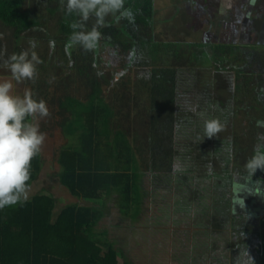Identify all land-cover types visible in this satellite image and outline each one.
Segmentation results:
<instances>
[{
	"label": "trees",
	"instance_id": "obj_1",
	"mask_svg": "<svg viewBox=\"0 0 264 264\" xmlns=\"http://www.w3.org/2000/svg\"><path fill=\"white\" fill-rule=\"evenodd\" d=\"M53 1L55 5H50L49 0L46 2V8L51 10L50 13L46 12L47 16L31 9V0H0V20L13 28L15 38L29 32L26 35L34 39L37 37L33 31H38L39 27L47 24L49 16L53 17L58 13L57 30L52 36L49 31L45 32L40 40L48 47L49 51H45L50 55V60L57 56L51 66H62L57 75L53 76V89L47 85L41 92L39 78H36L32 89L35 95L46 94L49 102L53 101L68 116L59 126L63 127L66 135H71L74 142L67 141L59 151L57 161L60 166V184L72 197L94 202L64 203L53 217L57 199L50 193L38 190L23 205L0 210V264H118L117 256L119 253L123 256L124 252L113 247L108 230L97 227L98 222L107 214V200L113 198L120 215L127 216L131 222L141 215L149 223L160 220L164 224L163 208L166 207L162 204V192L165 191L173 198L179 196L185 200L181 201L184 204L173 209L176 221H184L181 213L187 209L185 214L190 219L185 220H192L190 227L195 228L192 231H176V246L184 247L182 252H172L171 256L177 264H197V260L191 256L194 253H206L207 248L210 249V257L222 253L223 259L228 260V256L232 259L227 264L242 263L240 254L244 253L246 243L240 241L229 245L227 236V229L232 225L231 194L237 160L231 162L228 153L219 154L221 149H226L223 145L228 149L233 145V140L228 136L223 144L221 140L217 141V136L205 137V141L201 140L203 144L193 148L197 149L195 152L190 151L187 145H180V138L185 135L191 137V141H200L203 124L200 112L227 122L231 110L226 106L215 108V105H211L212 109L207 107V103L212 100L211 96H202L205 92L197 91L193 86L188 87L192 85V82H188L192 73L188 74L187 69L174 67L162 70V66L160 69H152L153 73L147 79L143 105L147 110L149 128L145 134L146 142H139L149 152L144 153V157L139 160L130 136L117 122L114 124L113 118L117 114L109 104L111 102L108 103L102 94V84L109 83L110 78L118 88L119 96H125L126 89H134L135 93L134 83L139 82V77L131 78L130 63L132 57L144 48L147 40L144 38L150 35L148 24L152 17V0H127V6L135 13L134 19L119 21V25L117 21H110L109 26L103 29L105 38L93 52L67 47L69 21L59 6V0ZM24 2L26 4L23 7ZM12 50L19 52L15 46ZM114 58L118 60L115 61ZM68 66L73 70L63 75ZM43 68V64L38 66V74ZM177 69L181 73L176 72ZM169 71L173 72L167 76ZM82 83L89 85L84 99L71 91L72 87L75 89ZM237 88L240 97L242 90ZM226 98L213 99L212 104L221 105ZM120 100L119 97L113 98L114 102ZM189 103L194 110V126L190 125V128H194L190 130L186 129L188 117L185 116V105ZM47 117L39 120L43 130L48 129L45 125ZM180 146L183 152H178ZM211 154L217 157L220 170L208 168L206 163ZM40 155L41 152L32 161L30 187L42 166ZM177 161L183 166L182 172L173 171V165ZM196 161L203 163L205 167H201L205 171H193ZM140 190L146 197L143 204ZM198 217L199 220L196 221ZM132 229L136 236H141L139 227ZM196 232L202 234V239L198 242L194 240ZM126 239L129 241L128 236ZM208 244L211 246H207ZM140 257L147 260L146 264L153 261L147 251ZM130 262L127 260L125 264Z\"/></svg>",
	"mask_w": 264,
	"mask_h": 264
},
{
	"label": "rangeland",
	"instance_id": "obj_2",
	"mask_svg": "<svg viewBox=\"0 0 264 264\" xmlns=\"http://www.w3.org/2000/svg\"><path fill=\"white\" fill-rule=\"evenodd\" d=\"M32 4L30 2L31 9H34L36 12L44 13V15H47L46 12H49L50 9L46 8L47 6V0H31ZM50 5H55L53 0H49ZM26 2H24L23 7L25 6ZM165 4L167 6H171L175 4V0H154L153 5H155L156 10L159 7L160 10H164ZM54 7H52L53 9ZM155 12V20L158 22V13ZM51 11V10H50ZM56 12V11H55ZM59 12V11H58ZM50 13V12H49ZM175 13V11H173ZM48 16V15H47ZM59 19L58 13H56L53 17L49 16V20L47 24L43 25L42 27H39L40 29L36 31L35 29L33 32L34 36L37 38H34L36 41L39 39L40 42H38V46L36 48V51L42 61L41 64L44 65V68L41 70V72L38 74L37 79L39 78V84L42 87L41 92L44 91V88L46 86H51L54 83L53 76H56L57 71L59 68H61L60 63L56 61V64L60 67L51 66V64L57 59V56H55L53 59L50 60V55L46 54L45 51V42L43 40H40L42 36L45 35V32L51 33V36L54 34V32L57 30V20ZM121 22L123 21L120 20ZM117 25L120 24V22H116ZM1 25V24H0ZM170 26H174L178 33L175 34L172 30H170ZM202 25H154L153 33H155V42H170V41H177L182 40L181 43L188 42L191 44L190 47H183L186 48L185 54H177L175 55L172 50L174 48V43H172L170 46H166L162 44V46L154 45L152 47V51H150L151 46L147 48H143L137 55L132 57V61L130 63L131 67V78L139 77L140 86H137V84L134 83L135 93L134 89H126L124 92L126 93L125 96H119L118 95V88L115 86V83L110 78L109 83H103L102 84V94L105 96V98L108 100L109 103L115 113L117 114L115 118H113L114 124L116 122L119 124L120 128H123L124 131L130 136V141L132 142V145L136 151V156L140 160L142 156L144 157V153H148L149 151L144 150L140 145L139 142H146V130L149 128V122L146 117V108L143 106L145 105V91H146V83L147 79L150 77V75L153 73L152 69H161L165 70L168 68H174L178 67L181 70L184 68L192 73L190 78H188V82H192L193 89L197 91L205 92L204 95H210L212 100H223V97H227L226 101L222 103L221 105L219 103L212 104V100L210 103H207V107L212 109L211 105H215V108L218 107H227L228 110H231L229 113L228 121L226 122V127L224 131L219 133L217 135V141L221 140V143L224 144V139L228 136L231 137L233 140L232 148V156L233 158L230 160L233 162L234 160H237V164L234 167L235 172L233 171L234 175H239L240 170H242L243 165L245 161L252 155L253 149L255 147L254 139L252 140L249 138L252 136H256L261 132L260 127L257 124H255L258 120H263L261 118V112L264 113V108L259 107L260 103L258 100L256 103L252 101V107L247 106L245 104V98H242L243 96L239 97V92L237 86L233 85V79L231 82L230 73L227 72L226 67H221L224 65V63L221 61V57L219 54H215L212 51V47L210 44L207 43H219L222 41H226L228 37H223V32H220L222 30L223 25H208V29H210L209 38L205 37L204 35L207 34L205 26L201 27ZM226 26L224 29L225 32L228 30L229 34L231 35L233 33V28L231 25H224ZM200 29V30H199ZM202 30V31H201ZM205 31V32H204ZM222 35V37H221ZM14 31L13 28L0 26V50H4L5 55H10L13 50L12 47H16L18 51H21L22 49H25L28 47V39H23L22 37L18 39H14ZM215 40V38H218ZM47 38V37H46ZM45 38V39H46ZM207 38V39H206ZM206 39V40H205ZM187 40V41H186ZM241 43H244L242 41ZM181 48V47H179ZM107 50V49H106ZM111 51V50H108ZM112 53V52H111ZM46 54V55H45ZM149 54H153L152 56H149ZM115 61L118 60L114 58ZM129 59H126L128 61ZM39 66V65H38ZM187 67V68H186ZM190 68V69H188ZM70 66L65 68L63 71V75H67L66 73H71ZM180 71V70H178ZM173 71L167 72V76H169ZM200 76H199V75ZM227 76L226 81L222 76ZM0 78H10V73L7 72L6 69L0 68ZM30 81H25L21 83L13 82V91L16 94H22L24 90L31 89L34 93V89H32V84L35 83ZM80 84V83H79ZM78 85L77 88L74 89L72 87L71 91L74 93L77 97L84 99V95H86V91L89 90V85L84 84ZM34 85V84H33ZM52 87V86H51ZM55 88V87H54ZM53 89V87H52ZM40 92V91H39ZM249 94V93H248ZM59 93L57 94V96ZM122 95V94H121ZM192 96V94L190 93ZM38 97H41L37 95ZM56 96V98H57ZM119 97L121 100L119 102H114L113 98ZM55 98V99H56ZM227 99L229 101H227ZM247 99V98H246ZM47 102V101H46ZM49 107V116L47 117L48 120H45V125H47L48 129L43 130L42 126L40 125V130L45 133L46 139L42 146L41 150V162L42 166L41 169L36 176L35 180L32 182L31 187L29 189V196L33 194L35 191L42 190L43 192H47L52 194L56 199V206L53 209L52 216L55 217L61 208V206L64 203H72L76 202L79 204H89L94 201H87L82 199H77L75 197H72L69 192L64 188L59 181L58 173H59V163L57 161L59 151L60 149L69 142H74V140L71 138V135H66L64 132L63 127L59 126L60 123L64 122L66 118H68L67 115H64L59 108L56 107V104L53 103V101L48 103ZM201 104V103H200ZM202 105V104H201ZM192 104L189 103L185 105V116L188 117V122L186 125V129L190 130L194 127L190 128V125L194 123L193 115L194 110L192 108ZM255 107V111H254ZM199 113L198 110H195ZM234 111V112H233ZM210 112V111H209ZM232 114V117H231ZM253 114H256L258 119L254 120ZM46 118V119H47ZM223 118H226L224 116ZM264 121V120H263ZM41 124V122H39ZM55 126V127H54ZM194 126V124H193ZM199 126L195 127L196 131ZM198 133L196 132V135ZM200 131V135H201ZM253 134V135H252ZM252 135V136H251ZM138 137V138H137ZM191 137L181 136L180 138V145L183 146H189L190 151H197V149L193 150V148H196L203 144L201 141H191L189 140ZM205 141V138H203ZM198 142V143H195ZM195 143V145H194ZM136 145H138V148H136ZM235 146V148H234ZM223 147L227 146L223 145ZM182 148V146L179 147L178 152ZM226 149H221L220 155L224 153H228ZM184 150V149H183ZM220 150V149H219ZM183 152L182 150H180ZM199 153H202L199 151ZM192 154V153H191ZM178 155V154H177ZM177 157V156H176ZM179 157H182L179 155ZM178 158V157H177ZM207 163L208 168L211 167V169H219L221 166H218V160L217 157L213 156L212 154L208 156ZM179 161V160H178ZM178 161L176 163H178ZM204 161V160H202ZM189 164L190 161H189ZM203 163L194 162V168L193 171H199V173H202L203 168L201 166ZM205 164V165H206ZM205 167V166H204ZM186 168V166H184ZM205 169V168H204ZM177 173V172H176ZM206 174V173H205ZM180 187V186H179ZM240 186H237L236 188L239 190ZM141 191V198L143 200L142 204L145 203V195L142 194ZM240 191V190H239ZM240 193V192H238ZM173 195V194H172ZM105 195H103L104 197ZM163 196V205H165V209L163 208L164 212L162 217L163 223L161 224L160 220L155 221L153 224L149 223L145 217H142L140 215V218L137 220H133L134 222H131V220L127 216H121L120 212L118 210L117 204L114 201L113 198H110L107 200L108 207H107V214L104 216V219H102L100 222H98L97 227L100 230L106 229L108 230L107 234L109 236H112V245L115 249H121L124 252V255L118 254V264H125L127 260H130L131 262L129 264H146V259H143L140 257L142 253H145L147 251L148 255L151 256L153 261H149L147 264H177L175 260L172 258V252L173 251H180L182 252V247H177V242L175 241L174 237L177 234V230L183 229V231H192L195 228L192 229L190 227V223L192 220H185L190 219V216L187 213V209H184V211L181 213V217L184 218V221H176V212L173 209H176V207L180 206L181 204H184L185 200L182 197H175L173 198L168 191L162 192ZM177 198V199H176ZM183 201V202H181ZM238 199L234 197V200L232 202L233 209H232V225L231 228L228 227L227 229V236L229 239V245L233 244L234 242H239L241 239L237 238L241 231L249 230V227L247 225L252 224H246L245 225V219L246 214L241 213L242 211H238V209H242L240 205H238ZM202 210V209H201ZM184 213V214H183ZM199 220V217L196 221ZM158 222V224H157ZM125 228H124V227ZM139 227L141 231V236H136L133 232L132 228ZM197 230V229H196ZM177 231V232H176ZM133 234L135 237L132 236ZM127 236L128 240L127 241ZM187 237V236H186ZM202 239V234L199 232H196V235L194 237L195 242H198ZM236 242V243H237ZM215 245V244H214ZM182 246V245H180ZM207 246H211V244H208ZM247 248V247H246ZM209 248L205 250L206 253L203 254H196L194 253L191 257L192 259H196L197 264H227L228 261L230 262V257L228 256V260L223 259V255L217 253L210 257ZM259 246L257 243H253L250 245V252L254 253L252 256L253 264H258L260 262L261 257L262 261H264V249H262V254H260ZM163 258V260H162ZM162 260V262H161ZM211 262V263H210ZM230 264V263H229ZM263 264V263H261Z\"/></svg>",
	"mask_w": 264,
	"mask_h": 264
},
{
	"label": "clouds",
	"instance_id": "obj_3",
	"mask_svg": "<svg viewBox=\"0 0 264 264\" xmlns=\"http://www.w3.org/2000/svg\"><path fill=\"white\" fill-rule=\"evenodd\" d=\"M59 6L69 21L67 47L84 52L100 47L105 38L103 29L110 21H132L135 16L127 0H59ZM27 43V48L10 55L0 50V68L10 73V78H0V210L28 201L32 161L39 156L46 139L39 120L49 115L47 102L37 98L31 89L26 88L22 94L13 91V82H34L42 63L36 51L38 42L30 38ZM199 117L203 122L201 140L217 136L226 127V120L218 117H209L204 112ZM227 151L231 160V146ZM258 169L264 171V135L258 137L240 174L252 180ZM183 170L181 164L174 163V172ZM259 194L264 196V191ZM245 257L243 264H253L247 252Z\"/></svg>",
	"mask_w": 264,
	"mask_h": 264
},
{
	"label": "flooded vegetation",
	"instance_id": "obj_4",
	"mask_svg": "<svg viewBox=\"0 0 264 264\" xmlns=\"http://www.w3.org/2000/svg\"><path fill=\"white\" fill-rule=\"evenodd\" d=\"M0 24H1L0 26H4L6 28L8 27V25L1 22V20H0ZM139 25H141V23ZM148 25H150L151 31H150V35H148L147 38H144L147 39L144 44V48L151 46L150 51H152V47L154 45L161 47L162 44L166 46H170L172 43H174L173 44L174 48L172 52L175 55H177V54H185L184 51L187 50L186 48L191 46V44H189L188 42L181 43L182 40L163 42V43L161 42L158 43L154 41L155 38V33H153L154 25H158V22H156L155 20L154 6L152 10V17ZM203 26L207 28L206 30H210L208 29L209 28L208 25H202L201 27ZM231 26L233 28V33L231 34L233 35V37L227 38L226 40L227 42L222 41L219 43H207V44L211 45L212 51L215 54L220 55L221 61L224 63V65L221 67H226V69H229L227 70V72L230 73V75L228 76H230L231 82L233 79V85L240 87V89L242 90L241 91V94L243 96L242 98L245 97L247 98L245 104L247 106L252 107L251 105L252 101L256 103V101L258 100L259 102H261L259 104L260 105L259 107L264 108V25H231ZM9 28L12 27L9 26ZM170 30H172L175 34L178 33V30L174 26H170ZM236 30H240V31L246 30V35L242 36V37L245 36V43L239 44L242 37L237 40V38L234 36L235 33H238V31L236 32ZM26 34H30V33L24 32L20 35V38L22 37L23 39H28L29 36H27ZM14 39H18V38L14 37ZM217 39L219 38H215V40ZM45 50H48V47L46 45H45ZM152 55L153 54H149V56ZM176 72L181 73V71H178V69L176 70ZM226 77H227L226 75L222 76V78H224L225 81H226ZM191 86L192 85H188V87ZM35 96L37 98L44 99L45 101H47V103H49V99L46 97V94L41 95V97H38L37 95ZM254 111H255V107H254ZM254 115L256 116V114H253V117ZM255 124L261 126L262 122L260 120L259 122L257 121ZM262 135H264V129L261 130V132L257 135V137L252 136L249 138V140L250 139L252 140L253 138L255 140L254 144H256L258 143V137ZM241 171L242 170H240V173ZM237 186H240L239 187L240 191L236 188ZM261 191H264V171L258 169L254 173L252 180H247L241 174L234 175L233 184H232V194H231L232 195L231 212L233 209L232 202L234 200V197H236L239 200L238 205L242 207V209H238V211H242L241 213L246 214L245 225L252 224L250 226L247 225V227H249V230L247 229L244 232L241 231V234L237 238H240L241 239L240 241H242V239H247L248 241L249 240L254 241L255 243L258 244L259 250H261V254H262V249H264V196L259 194ZM236 242L233 241V244ZM240 257H241L240 260L244 261L246 259L244 254L243 255L240 254ZM260 263H262V261H260ZM240 264H243V262Z\"/></svg>",
	"mask_w": 264,
	"mask_h": 264
},
{
	"label": "crops",
	"instance_id": "obj_5",
	"mask_svg": "<svg viewBox=\"0 0 264 264\" xmlns=\"http://www.w3.org/2000/svg\"><path fill=\"white\" fill-rule=\"evenodd\" d=\"M153 6L154 10H156L155 5ZM163 9L162 11L158 7L156 10L158 13V25H223L220 32H223V37L228 38L233 37V35H230L228 30H226L227 32L224 31L223 28L226 27L224 25H264V0H175L174 5L167 6L165 4ZM237 31L238 33L234 34L237 40L246 35V30H241L242 34L240 30ZM206 32L207 34L204 36L207 37L208 35L209 38L210 30H206ZM242 41L245 43V36L242 37L239 44ZM245 100L247 101L246 98ZM260 115L264 120V113L261 112ZM254 118L258 119L257 116ZM263 120H261V126L264 125ZM241 242H245V247H247L243 254L245 255L247 252L252 258L254 253L252 255L250 252V245L254 241L242 239ZM258 251L261 254V250ZM258 264L261 263L258 262Z\"/></svg>",
	"mask_w": 264,
	"mask_h": 264
}]
</instances>
